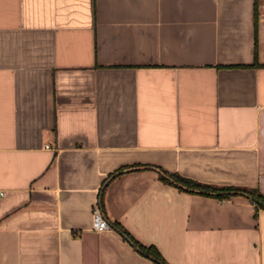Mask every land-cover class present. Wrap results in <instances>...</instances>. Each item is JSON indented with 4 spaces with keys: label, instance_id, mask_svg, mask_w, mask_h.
I'll return each mask as SVG.
<instances>
[{
    "label": "crops",
    "instance_id": "1",
    "mask_svg": "<svg viewBox=\"0 0 264 264\" xmlns=\"http://www.w3.org/2000/svg\"><path fill=\"white\" fill-rule=\"evenodd\" d=\"M261 4L0 0V264H264Z\"/></svg>",
    "mask_w": 264,
    "mask_h": 264
},
{
    "label": "trees",
    "instance_id": "2",
    "mask_svg": "<svg viewBox=\"0 0 264 264\" xmlns=\"http://www.w3.org/2000/svg\"><path fill=\"white\" fill-rule=\"evenodd\" d=\"M161 179L168 183L172 184L176 187H178L180 190L186 191V192H198L202 194H213L218 196H231L238 192H243L247 194L255 203L264 208V194L262 192H259L258 190H241L238 188H219V187H213L207 184H202L198 182H194L192 180H189L187 178H184L178 174H169L167 172H162ZM127 237L131 240L133 245L138 248L143 254L153 258L157 264H168L159 250L155 246H144L134 240L128 233H125Z\"/></svg>",
    "mask_w": 264,
    "mask_h": 264
},
{
    "label": "built area",
    "instance_id": "3",
    "mask_svg": "<svg viewBox=\"0 0 264 264\" xmlns=\"http://www.w3.org/2000/svg\"><path fill=\"white\" fill-rule=\"evenodd\" d=\"M261 1H262L261 6L264 8V0ZM4 195L5 193L3 191H0V198L3 197ZM107 229H109V222L105 217L101 206L96 205L93 211V230L101 233Z\"/></svg>",
    "mask_w": 264,
    "mask_h": 264
}]
</instances>
